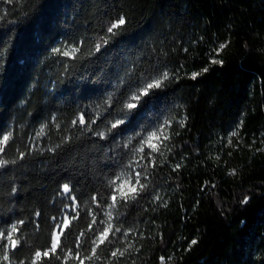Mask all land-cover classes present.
Here are the masks:
<instances>
[{"label":"trees","instance_id":"1","mask_svg":"<svg viewBox=\"0 0 264 264\" xmlns=\"http://www.w3.org/2000/svg\"><path fill=\"white\" fill-rule=\"evenodd\" d=\"M120 17L126 24L93 54ZM72 46L75 59L53 51ZM165 71L164 86L109 131L129 90ZM81 113L96 121L91 131L72 124ZM160 127L164 154L137 165L133 149ZM8 132L3 158L15 163L0 169V230L24 221L17 264L48 247L52 217L76 215L65 183L79 205L65 252L90 254L93 232L76 248L89 211L103 227L109 181L135 172L147 187L118 208L121 232L85 264H264V0H0V135ZM116 248L127 249L118 261ZM60 255L44 264H63Z\"/></svg>","mask_w":264,"mask_h":264},{"label":"snow or ice","instance_id":"2","mask_svg":"<svg viewBox=\"0 0 264 264\" xmlns=\"http://www.w3.org/2000/svg\"><path fill=\"white\" fill-rule=\"evenodd\" d=\"M126 19L124 17H120L116 21L112 22L108 28L107 33L109 37H101L100 40L95 44L94 52H100L101 48L108 44L110 36H115L118 34V30L122 28L126 24ZM53 51L59 55L64 57H69L75 59L77 53L80 52V47L72 46L67 47L65 49L56 48ZM213 63H219L220 61L214 60ZM203 71H207L204 69ZM199 75V73H193L192 78L195 79ZM169 79V73L167 71L160 74L158 77H144L143 82L139 87L135 89H130L129 94L119 103L117 112H123V116H117L112 121H110L109 131L114 129H119L121 125L125 124V120L128 114H131L135 111H138L142 106V103H146L145 98L150 97L155 90L161 89L164 86V82ZM113 100V96L110 94L105 103L111 107V103ZM96 123L95 120L88 122L85 120V116L81 113L77 119L72 121V124L75 126L79 124L84 130L91 131V125ZM167 125L168 122L166 121ZM44 129L41 128L40 133L38 135H43ZM101 139H105L104 132L95 133ZM235 135V133H233ZM12 139V133L8 132L6 134L0 135V169L5 168L9 163H15V161H8L4 159L3 156L6 154L7 148L9 147V142ZM169 140V136L164 127L158 128L156 131H152L148 133L147 136L143 137L140 141V146L138 148L133 149L134 153L139 154V159L135 161L137 165H140V160L149 159L153 166L155 165V160L152 159V153H159L163 155V148L167 147L166 141ZM132 141L129 139L127 144H131ZM127 144L125 146H127ZM145 148L149 149L147 157L145 156ZM20 159L24 158V153L20 154ZM142 166V165H141ZM131 167V165H129ZM177 167H179L177 165ZM142 173L135 172L133 175H120L116 176L114 179L109 181V186L111 187V193L109 195V199L111 201L110 204L106 206V210L104 215L107 219H101L99 224L103 225L101 228H93V225L97 224V216L95 213L89 211L88 215L91 216V222L88 225L86 231H81L79 235L76 236V248L80 249L83 247L87 232H93V237L90 238L91 247L89 249L90 254L82 255L80 251L73 252L72 249H68L65 252V243L64 240L67 235L70 234L69 229L72 226L74 220L79 219V212L77 204V197L72 195L73 188L69 183H65L61 186L60 191L72 201V211L76 213L75 216H69L67 212L64 213L62 219H58L57 217H52L53 221H56L52 232L50 243L47 248L43 251L36 250L31 257L29 264H44V261H51L53 258L56 260H61L60 253H64L63 256V264H68L69 260L78 261V264H85V261L98 260L99 251L102 249L106 243L111 244L115 235L121 232V227L116 226L113 223V220L117 219L119 216V212L117 211L119 207L126 205L129 201H135L140 196V193L144 191L147 187L146 184L141 182ZM13 193H15L16 189L13 187ZM159 199V197H156ZM92 203L96 205V207H100V203L98 202L97 196L92 195L91 197ZM64 208H68V205H64ZM115 213V215H114ZM37 217L40 216V213L37 212L35 214ZM24 221L20 220L16 223H13L6 231L0 230V264H17V261L14 259V254L21 247V237L19 235L21 226H23ZM37 227L39 225L37 224ZM131 234V230H126L123 233V236L127 238ZM196 241L193 240L192 244H195ZM129 247L131 245L129 244ZM127 249L121 250L116 248L111 251L110 256L119 260L120 257L125 255ZM164 258H161V264H163ZM19 264H24V261H19ZM111 264V261H109Z\"/></svg>","mask_w":264,"mask_h":264}]
</instances>
